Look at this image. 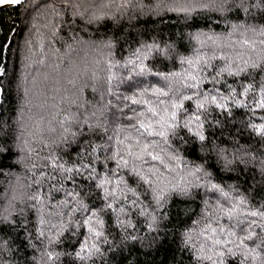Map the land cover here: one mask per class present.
Segmentation results:
<instances>
[{
  "label": "snow or ice",
  "instance_id": "obj_1",
  "mask_svg": "<svg viewBox=\"0 0 264 264\" xmlns=\"http://www.w3.org/2000/svg\"><path fill=\"white\" fill-rule=\"evenodd\" d=\"M24 2L0 0V5ZM253 10H258L264 20V0H51L50 4L44 0L46 31L38 33L39 53H33L37 57L34 63L59 70L62 63L70 64L74 54L87 48L98 54L96 67L83 81L77 74L66 81L67 86L56 89L59 102L53 97L47 106L48 115L39 120L29 116L30 122L23 124L19 135L12 127L5 130L6 122L0 120V177L5 176L6 168L16 165L23 166L25 173L11 177L15 181L12 194L0 203V251L13 258L19 242L32 253L25 249L17 264H39L44 258L51 264H96L104 253L115 256L106 213L114 217L112 223L123 238L135 243L142 238L133 234V217H143L150 233L159 232L162 223L164 228L183 226L186 222L179 215L168 219V204L180 202L177 196L185 197L186 202L195 195L202 200L201 217L192 227L176 233L183 248L168 249L175 264H184L183 259H177L179 251L189 253L193 264H264V202L253 204L237 185H224L219 175L221 170H247L257 194L264 192V23H230L225 33L198 28L181 31L182 39L192 44L191 54H182L183 45L177 49L174 40L151 38L145 33L121 56L124 44L115 36L92 34L93 28L99 33L109 22L119 26L125 19L147 17L146 22L164 24L171 13L182 17L183 26L192 29L198 25L197 17L207 18L206 14L224 18L234 12L239 19ZM166 26L171 31L175 24ZM119 31L122 28L118 27ZM161 58H170L181 70L157 72L155 65L163 62ZM5 75L6 69L0 67V78ZM226 76L234 82L239 80V87L229 84ZM145 77L151 78L147 88L141 87ZM124 79L128 81L124 92L131 94L125 103L150 118L137 126L150 133L154 141L163 142L164 151L145 145L144 154L133 157L131 143L123 154L120 152L126 138L109 140L107 130L97 134L101 122L94 114H86L89 101L85 92L91 87L93 93L103 96L98 87L102 85L111 96ZM133 80L139 83L134 85ZM172 80L183 81L179 96L170 97L164 86ZM29 91L25 89L24 95ZM149 96L159 97L158 102L169 98L170 103L158 112ZM141 98L143 102L138 105ZM8 101L9 89L0 86V108ZM234 110L248 114L249 118L239 123L255 144L242 140L241 128L233 133L231 128H224L225 121L213 116L215 112L234 118ZM8 111H13L11 106ZM125 123H131V117ZM212 126L220 130L219 139L209 131ZM183 143L191 147L177 154ZM73 145L77 146L75 159ZM189 153L198 162L186 161ZM108 154L111 160L106 159ZM13 156L14 164H6ZM136 159L145 164L138 167ZM147 160L152 164L147 165ZM67 182L73 187L68 188ZM85 186L97 189L99 207L87 202L91 198L85 197ZM142 188L148 191L140 192ZM59 193L63 198L56 199ZM57 209L62 211L57 213ZM73 233L81 239L72 243L71 251L61 253L59 247ZM21 234L24 240H20ZM61 255L63 261L59 260ZM11 260L0 259V264H10Z\"/></svg>",
  "mask_w": 264,
  "mask_h": 264
},
{
  "label": "trees",
  "instance_id": "obj_2",
  "mask_svg": "<svg viewBox=\"0 0 264 264\" xmlns=\"http://www.w3.org/2000/svg\"><path fill=\"white\" fill-rule=\"evenodd\" d=\"M47 2L50 4L51 0H47ZM37 5H39V7H37ZM45 14L44 0H25L22 5H15L0 10V46H2V51H0V67L6 69V75L0 78V86L8 88L10 95V101L5 102L3 108H0V120L6 122L5 130H7L8 127H12L16 129L17 135L23 130V124L25 122H30L28 121L29 116L32 117L33 121L39 120L42 116H47V106L53 103L52 98L55 97L56 102H59V94L56 92V89L67 86L66 81L57 78L56 74L52 73L49 67L46 68L34 63L37 57L34 56L33 53H39L38 33L46 31L43 28L44 23H46L44 20ZM206 15L211 17V19L208 22H203V18L197 17L198 25L192 29L183 26L182 17H177L175 14L169 13L164 24L159 22H146L147 17H139L135 20H122L119 26L109 22L106 27H101L99 33H96L95 28H93L92 34L95 33V35H100L101 37L107 34L111 37L113 33H116L119 35L121 41H123L125 37H128L129 42L124 44V49L120 53L121 56H124L127 54L129 46L134 47L137 40H141L145 37V33L151 38L163 37L165 41H176L181 31L187 33L188 31H195L198 28L205 31L211 30L217 33H225L228 30V25L224 23L222 18H219L217 14L211 13ZM152 20L155 21L157 18L152 17ZM213 20L216 22L213 23ZM229 20L231 23H238L245 22L248 18L242 15L241 18L238 19L237 14L233 12L229 14ZM168 23L175 24L171 31L166 26ZM257 23H264V20H261L259 17ZM118 27L122 28V31L118 32ZM173 33H175V35H173ZM133 37L135 39H133ZM180 45H183V47L180 48L182 54H191L192 44L187 39L181 40ZM67 65L68 63L66 61L62 63L61 70L66 68ZM155 67L158 68L159 64L157 63ZM180 70L181 66L173 62L167 64L163 69V71ZM45 76H47V79ZM225 79L229 84L239 87V80L234 82V78L227 76ZM9 80H11V84H9ZM147 80L151 82L150 77H147ZM33 81H35V83H33ZM207 87H211V85H207ZM217 87H219V85H217ZM25 89L30 90L28 96L24 95ZM120 91H125L124 87H121ZM225 91H227V89H225ZM85 99L89 102H94L97 99V94L93 93L91 89H87L85 92ZM109 99H114V97L110 96ZM9 106L12 107V112L8 111ZM127 111L126 109L125 113H127ZM112 112H115V109H112ZM213 116H218L221 121H225L226 128H231L233 133L236 132L238 127L241 128L242 140H248L252 144L256 143L255 139L252 138L246 130H243L242 125L239 123L241 120L249 118L246 111L234 110V118L215 112ZM211 118L212 117L209 119L211 120ZM112 119L111 114H109L110 122ZM209 131H215V138H220L218 135L220 130L215 126L210 127ZM224 137H228L227 131L224 132ZM76 147V145L72 146L73 159L76 158ZM186 158L189 161H195V157H192L191 154H187ZM15 160L16 157L13 156L6 160L5 163L13 165ZM114 166V164L110 165V167ZM4 171L5 176L0 177V203L4 202V197L12 194L15 181L11 179V177L25 175L23 166L21 165H16L10 169L6 168ZM219 175L224 185H237L242 193L249 196L253 204L258 206L261 202H264V192L257 194L254 190V182L249 179L251 173L247 170H237L231 173L221 170ZM67 185L68 188L73 187L71 182H67ZM140 192H143L142 189H140ZM202 195L203 193H201V196ZM61 198H63V194H57L56 199ZM87 202L90 206L99 207L101 205V200L98 199V196L92 197ZM201 212L202 200L198 197L195 204L188 206L184 211V216L181 220L186 222L185 225L169 226L168 228L162 227L157 233H150L148 231L143 217H133L136 223V231L133 234H138L142 239L141 242L134 245L131 252H128L127 249L124 251L123 255L128 257V260L122 261V264H175V261L171 258V251L168 249L169 247L173 250L183 248L180 238L176 233L182 232L185 227H192L194 221L200 220ZM105 219L109 224V238L118 241L123 233L112 223L114 217L110 213H106ZM224 223H227V221ZM153 237H155V239ZM78 239H81V237H70L64 241L63 245L60 246L58 250L71 251L72 243ZM20 240H24L22 234L20 235ZM15 248L18 250L16 251L15 257H5V260H21L25 253V249H27L29 254L32 253V250L28 249L26 244L24 247H21L20 243L17 242ZM176 255L177 259L184 260V264H193L189 253L179 251ZM30 257L31 255H29L28 258ZM114 257L112 253H109V259L113 261V264H121L116 253Z\"/></svg>",
  "mask_w": 264,
  "mask_h": 264
},
{
  "label": "clouds",
  "instance_id": "obj_3",
  "mask_svg": "<svg viewBox=\"0 0 264 264\" xmlns=\"http://www.w3.org/2000/svg\"><path fill=\"white\" fill-rule=\"evenodd\" d=\"M245 16L248 18L247 23L249 25L258 24L257 23L258 18H259L258 10H253V12L250 15L246 14ZM210 19L211 17L203 18V22H208ZM222 20L227 25L231 23V21L229 20V16L222 18ZM212 22L215 23L216 21L213 20ZM93 35H95V33H93ZM112 36L116 37V40L118 41L119 44H127L129 42L128 37H125V39L121 41L119 35H117L116 33H113ZM250 38H251V34H250ZM185 39L187 38L182 39V35L180 33L178 40L175 41L177 49H179L180 41L185 40ZM97 55H98L97 53L87 48H84V49H81L78 53L73 55V57L71 58L72 62L68 64L67 67L64 68L63 70H61V68L59 70H56L51 66H49V68L51 72L55 73L56 77L59 78L60 80L67 81L70 78H75L77 74H79L80 81H83L86 78L87 73L91 72L93 68L96 67L94 61ZM253 56H255V53H253ZM161 59L163 60V62L158 63L159 67L156 68L157 72L163 71V69L167 66V64L172 62L170 58L168 59L161 58ZM145 81L146 83L141 85V87L147 88L148 87L147 77H145ZM127 83L128 81L126 79L121 81L120 87L116 88L111 95V97H114V99H109L110 95L107 93L106 88H104V86L102 85H98V87L101 88L104 94L103 96H101L100 92L96 93L97 99L94 102L88 103L86 114L89 117H92L94 114L95 119L101 122V124L99 125L100 133H97V134H103L105 133V130H107L106 134L109 140H111L115 136H119L121 140H125L126 138L125 144L120 147V152L122 154L126 151V147L128 143L132 144V147H133L132 156L133 157H140L141 155H143L144 154L143 149L145 145H147L149 149L155 150L157 152L164 151L163 142L159 141V139L154 141L150 133L142 132L140 128L137 126L141 122L147 123L150 120V118L141 116L138 113L137 108H134L130 104L125 103V98L129 97L131 94L124 92V91H120V88L124 87ZM131 83L134 85H137L139 82L136 80H133L131 81ZM182 84H183V81L172 80V81H168L164 86L166 90L169 92L170 97H171L173 95L175 96L180 95L181 90H182ZM89 89H91V87H89ZM117 93H119V95H117ZM145 95H147V93ZM148 99L150 103L155 105L158 112H162V110L165 107V104L170 103L169 98H165L164 102H158L159 97L154 98V97L149 96ZM142 102H143V99L141 98L138 101V105L139 103H142ZM112 109H115V112H112ZM126 109L128 110L127 113H125ZM81 111L83 113V109H81ZM109 114H111L113 118L111 122L109 120ZM47 115H48V112H47ZM129 117H131V123H125L124 121L128 120ZM224 128H226L225 124H224ZM212 133L213 135H216L215 131H213ZM92 138L94 139V137ZM137 141L138 143H136ZM110 147H114V145L110 144ZM187 147H191V146L188 145L187 143L181 144L180 151L177 154H182L183 149ZM201 154H207V153L202 152ZM112 158L113 157L111 156V154H108L106 157V159L108 160H111ZM185 159L186 161H188L187 158ZM131 163H132V160L130 159V166H131ZM135 163L139 167L141 165H144L145 161L142 159H136ZM146 163L147 165H151L152 161L147 160ZM105 168L107 170V165H105ZM121 175H124V173L121 172ZM139 183L140 181L137 180V184ZM83 191H85L86 198H92V197H95L97 189L95 188L89 189L87 188V186H85ZM142 191L146 193L148 189L142 188ZM197 198L198 197L193 195L191 198H188L187 201L185 202V197L183 196L175 197V199L180 202L176 203L175 205H172L169 202L168 207H167V211L169 213L168 219L171 220L172 217L176 215H179V219H181L184 216L185 209L188 206L195 204ZM98 199H100V197H98ZM205 199H207V197H205ZM56 211L57 213H59L60 211H62V209H57ZM166 222L167 221H165L164 223ZM162 227H163V223L161 224V228ZM135 235L137 237H140L138 234H135ZM72 237H76L75 233L72 234ZM139 242H141L140 239H138L135 243H133V241L130 238L128 240H125L122 235L118 241L112 240L111 247L113 251H115V253L119 257V260L122 264L123 260H122L121 253L123 255L126 249L128 252H131L134 248V245ZM59 251L61 253L65 252V250H59ZM109 253L111 252L104 253L102 258H98L96 264H101V262L102 264H104L105 261L107 262V264H113V261L109 259ZM5 257H10V253H8L7 251H0V259H3L4 261L8 262L9 259L5 260ZM123 257L125 256L123 255ZM29 259H33V258L30 257ZM64 259L65 257L63 255L59 257L60 261H63ZM10 264H17V261L11 260ZM39 264H51V262L47 261V259L44 258V259H39Z\"/></svg>",
  "mask_w": 264,
  "mask_h": 264
},
{
  "label": "water",
  "instance_id": "obj_4",
  "mask_svg": "<svg viewBox=\"0 0 264 264\" xmlns=\"http://www.w3.org/2000/svg\"><path fill=\"white\" fill-rule=\"evenodd\" d=\"M11 6H15V4H13V5H0V10H3L5 8L11 7Z\"/></svg>",
  "mask_w": 264,
  "mask_h": 264
}]
</instances>
